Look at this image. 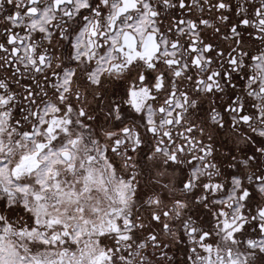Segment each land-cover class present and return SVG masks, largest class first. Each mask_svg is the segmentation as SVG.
<instances>
[{"label": "snow or ice", "instance_id": "obj_1", "mask_svg": "<svg viewBox=\"0 0 264 264\" xmlns=\"http://www.w3.org/2000/svg\"><path fill=\"white\" fill-rule=\"evenodd\" d=\"M0 264H264V0H0Z\"/></svg>", "mask_w": 264, "mask_h": 264}]
</instances>
